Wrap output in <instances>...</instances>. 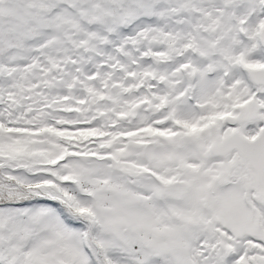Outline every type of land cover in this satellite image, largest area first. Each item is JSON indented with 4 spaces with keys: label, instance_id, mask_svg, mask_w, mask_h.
Returning <instances> with one entry per match:
<instances>
[{
    "label": "snow or ice",
    "instance_id": "snow-or-ice-1",
    "mask_svg": "<svg viewBox=\"0 0 264 264\" xmlns=\"http://www.w3.org/2000/svg\"><path fill=\"white\" fill-rule=\"evenodd\" d=\"M0 264H264V0H0Z\"/></svg>",
    "mask_w": 264,
    "mask_h": 264
}]
</instances>
